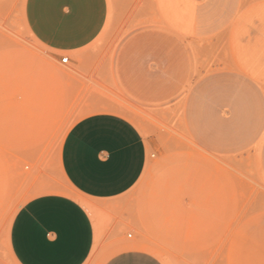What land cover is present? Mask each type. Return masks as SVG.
Masks as SVG:
<instances>
[{
	"label": "rangeland",
	"instance_id": "374dc122",
	"mask_svg": "<svg viewBox=\"0 0 264 264\" xmlns=\"http://www.w3.org/2000/svg\"><path fill=\"white\" fill-rule=\"evenodd\" d=\"M25 2L0 0V264H17V213L48 194L93 215L86 264L124 249L264 264V0H108L104 31L68 64L31 35ZM97 114L128 119L147 145L127 216L123 197L121 213L99 218L62 172L68 133ZM112 225L126 233L113 248Z\"/></svg>",
	"mask_w": 264,
	"mask_h": 264
},
{
	"label": "crops",
	"instance_id": "0c3cea01",
	"mask_svg": "<svg viewBox=\"0 0 264 264\" xmlns=\"http://www.w3.org/2000/svg\"><path fill=\"white\" fill-rule=\"evenodd\" d=\"M25 23L31 35L62 62L90 47L109 17L108 0H26ZM71 60H69L70 62ZM148 149L138 128L115 114H97L76 123L61 151V168L74 191L99 208V218L127 216V194L144 174ZM102 231V221H100ZM125 228V225H124ZM96 222L77 199L48 194L32 199L14 218L9 248L17 264H86L97 242ZM126 233L110 227L111 247ZM113 242H115L113 244ZM104 264H164L141 249L115 251Z\"/></svg>",
	"mask_w": 264,
	"mask_h": 264
},
{
	"label": "built area",
	"instance_id": "2783aa9c",
	"mask_svg": "<svg viewBox=\"0 0 264 264\" xmlns=\"http://www.w3.org/2000/svg\"><path fill=\"white\" fill-rule=\"evenodd\" d=\"M69 58L68 57H64L62 58V64H68L69 63Z\"/></svg>",
	"mask_w": 264,
	"mask_h": 264
}]
</instances>
